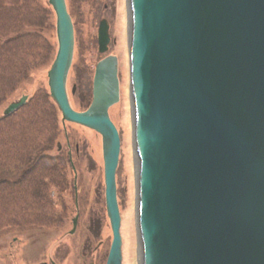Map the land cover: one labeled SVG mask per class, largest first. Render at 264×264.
I'll use <instances>...</instances> for the list:
<instances>
[{
	"label": "water",
	"instance_id": "water-1",
	"mask_svg": "<svg viewBox=\"0 0 264 264\" xmlns=\"http://www.w3.org/2000/svg\"><path fill=\"white\" fill-rule=\"evenodd\" d=\"M50 3L59 41L51 95L64 121L102 134L113 231L107 264H123L121 138L109 114L120 100L118 59L98 63L89 109H72L73 24L65 0ZM129 7L143 264H264V0H129ZM109 29L103 20L100 53L109 49Z\"/></svg>",
	"mask_w": 264,
	"mask_h": 264
},
{
	"label": "rangeland",
	"instance_id": "rangeland-1",
	"mask_svg": "<svg viewBox=\"0 0 264 264\" xmlns=\"http://www.w3.org/2000/svg\"><path fill=\"white\" fill-rule=\"evenodd\" d=\"M65 1L76 32L68 78L69 98L76 110H85L93 99L97 63L107 55L119 57L122 97L110 113L122 143L117 172L121 229L124 238L125 218L132 205L135 264H141L135 195L137 159L130 96L129 0ZM30 6L39 9L32 13V9L28 10ZM39 16L47 21L43 25L47 39L42 37L38 48L31 37L4 43L6 38L13 36L5 34L17 26L22 27L24 22L38 24ZM103 20L109 23L111 43L108 51L100 53L98 37ZM0 44L4 49L0 53V64L5 66L0 67V264H85V256L88 264H106L113 232L106 207L102 136L80 124L63 122L62 112L53 98V108L46 111L43 106V97L50 95L48 73L58 53L54 6L49 0H0ZM24 52H27L26 61L20 58ZM16 64L23 72L11 75L12 81L7 72ZM14 81L17 85L9 90L8 86ZM23 97H26L24 105L8 115V108ZM127 112L132 121L128 139L124 128ZM38 143L44 146L35 155L36 149L41 147ZM128 151L131 155L129 165L126 161ZM71 156L79 168L80 186L77 190L71 186L68 190L65 186L58 188L59 171L64 164L67 179L73 180ZM56 163H59L58 171L54 170ZM132 187L133 201L129 195ZM72 190L77 191L75 196ZM75 197L80 201L78 208ZM73 228L75 232L71 233ZM124 264H127V249L124 250Z\"/></svg>",
	"mask_w": 264,
	"mask_h": 264
},
{
	"label": "trees",
	"instance_id": "trees-1",
	"mask_svg": "<svg viewBox=\"0 0 264 264\" xmlns=\"http://www.w3.org/2000/svg\"><path fill=\"white\" fill-rule=\"evenodd\" d=\"M39 6V5H38ZM32 9V6L29 7V11ZM38 7L34 6L33 9H32V13H33V10L35 11H38ZM38 24L36 23H33V22H24V25L22 27H15L12 31L8 32L7 34H5V36H9V35H12L11 37H8L6 38V41L4 43L6 44H10L9 42H12V41H15L16 39H19L21 37V39H24V38H27V40L29 39V37H31L32 39H35V46L38 48V44L40 45L42 42H41V39L42 37H45V28L43 25H45V23L47 22H44L42 20V16H39L38 18ZM15 33H18L17 35ZM46 38V37H45ZM47 39V38H46ZM3 44V43H2ZM2 44H0V53L2 52V50H4L1 46ZM6 46H10V45H6ZM37 50V49H35ZM26 55H27V52H24L20 58L22 61H26ZM4 64H0V67L1 68H5V66H3ZM26 66V65H25ZM0 68V69H1ZM15 68V69H14ZM14 68L11 69V71L7 74L9 75V78L13 81V77L11 75H20L22 74L23 72V68L19 65V64H16L14 66ZM14 70V72H13ZM24 78H26V73L24 74ZM17 85V82H11L10 85L8 86L9 90H11V87L12 89L14 88V86ZM41 96H43L41 94ZM43 100H44V105L45 106V109L46 111H48L51 107L53 108V102H52V99L50 98V95L49 94H46L45 97H43ZM89 103V102H88ZM37 108L39 109L40 108V102L38 100V103H37ZM57 124H58V121H57ZM41 145V147L37 148L36 151L34 152V154L36 155L41 149L42 147L44 146L43 144L41 143H38ZM33 155V154H31ZM54 166V170L58 171V167H59V163H56ZM52 166V167H53ZM65 172H66V169L62 168V171L60 172L59 171V177H58V182H57V186H65V180H67V177L65 175ZM11 174H13L11 172ZM62 178V179H60Z\"/></svg>",
	"mask_w": 264,
	"mask_h": 264
},
{
	"label": "bare ground",
	"instance_id": "bare-ground-1",
	"mask_svg": "<svg viewBox=\"0 0 264 264\" xmlns=\"http://www.w3.org/2000/svg\"><path fill=\"white\" fill-rule=\"evenodd\" d=\"M129 8L130 7H129V3H128V9ZM128 18H129L130 28H132V22H131V18H130V9H129ZM71 22L73 24V30H74V35H75L76 34V32H75V23L73 21V17L72 16H71ZM131 32H132V29L130 30V38H131ZM74 41H75V44H74V53H75V46H76V38H75V36H74ZM117 59H118V67L120 68L119 57ZM95 73H96V69H95ZM130 79H131V76H130ZM130 96H132L131 95V89H130ZM120 97H122V94L121 93H120ZM72 109L76 110L74 107H72ZM131 117H132V121L133 122L131 121V118L129 117L128 112L126 113V115L124 117V121H125L124 128H125V131L127 132V134H126L127 139H128V134H129V131H130V129H129L130 122L133 123V130L136 131L135 110H133V116H131ZM71 123H75V122L71 121ZM90 129H92V128H90ZM92 130H94V129H92ZM94 131L97 132L96 130H94ZM127 155H128V157H127ZM130 157H131V155L129 154V151H128V153L126 152V161H128V165L131 164ZM72 164H74V162H73L72 156H71V165ZM137 164H138V161H137ZM139 174H140L139 173V167L137 165V176H138V178L136 179V192H135L136 201L137 202L139 201V193H138V188H139V183H138V181H139ZM132 181H133V179H132ZM116 187H117V201H118L117 204H119V198H118V182H117V179H116ZM133 187H132V191H130V193H129L130 197L132 196L131 197L132 198V201L134 200V190H133ZM106 205H107V199H106ZM119 209H120V206H119ZM132 212H133V209H132V205H131V208L127 212V218H125L126 220H125L124 238H123L122 229L120 231L121 241H122L121 246H122V252H123V260H124V250L127 249V264H135L136 263V261H135V252H136V250H135L133 230H132ZM140 259H141V264H143V262H142V248H141V246H140ZM83 260L85 261L84 262L85 264H88V261L89 260L86 258V256L83 258ZM92 260L94 261V259H92ZM90 263L91 264H95V262H90ZM123 264H124V261H123Z\"/></svg>",
	"mask_w": 264,
	"mask_h": 264
}]
</instances>
